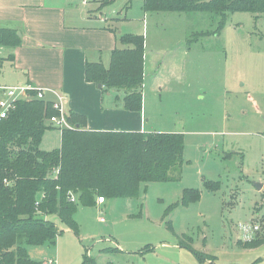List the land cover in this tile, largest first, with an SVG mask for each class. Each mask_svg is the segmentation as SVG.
Instances as JSON below:
<instances>
[{"label":"rangeland","instance_id":"374dc122","mask_svg":"<svg viewBox=\"0 0 264 264\" xmlns=\"http://www.w3.org/2000/svg\"><path fill=\"white\" fill-rule=\"evenodd\" d=\"M94 13L108 19L101 27L116 37H144L145 132L182 135L180 179L142 184L136 199L76 202L78 233L48 217L60 236L54 247H28V257L40 264H264V245H238L264 238V14H145L141 0L95 5ZM98 60L108 67L107 50ZM17 84L5 62L0 85ZM102 97L118 103L124 93L111 89ZM54 128L41 139L44 151L60 148ZM210 183L219 188L210 192ZM187 190L198 199L183 203ZM247 225L258 230L246 235Z\"/></svg>","mask_w":264,"mask_h":264},{"label":"trees","instance_id":"16d2710c","mask_svg":"<svg viewBox=\"0 0 264 264\" xmlns=\"http://www.w3.org/2000/svg\"><path fill=\"white\" fill-rule=\"evenodd\" d=\"M116 0H96L99 10ZM134 0H127L130 5ZM146 14L206 13L225 18L237 12L264 14V0H141ZM109 66L86 63V82L100 86L102 94L124 93L123 109L142 111L144 37L127 33L117 37ZM10 30H0V46H15ZM18 100L0 119V264H40L27 254L30 246L54 247L60 231L48 217H56L78 233L73 214L103 199H136L140 185L178 182L183 162V137L173 133L92 132L86 118L66 114L70 128L60 129L59 149L44 151L41 139L55 115L51 100ZM215 185V186H214ZM210 192L217 183L207 185ZM197 191H184L182 201H196ZM74 198V201H72ZM172 229V227H169ZM245 250L264 245V238L238 241ZM203 261L192 248L180 246ZM86 256V255H85ZM84 264H95L85 258Z\"/></svg>","mask_w":264,"mask_h":264},{"label":"crops","instance_id":"0c3cea01","mask_svg":"<svg viewBox=\"0 0 264 264\" xmlns=\"http://www.w3.org/2000/svg\"><path fill=\"white\" fill-rule=\"evenodd\" d=\"M95 2L0 0V30H10L16 38L15 46H0V67L7 62L22 83L17 85L64 92L67 113L84 116L88 131L145 132L143 111L124 110L123 99L103 104L100 88L85 80L86 63L102 64L98 56L103 50L110 61L111 51L119 45L116 34L101 27L108 19L94 13ZM107 201L111 200H96V206Z\"/></svg>","mask_w":264,"mask_h":264},{"label":"built area","instance_id":"2783aa9c","mask_svg":"<svg viewBox=\"0 0 264 264\" xmlns=\"http://www.w3.org/2000/svg\"><path fill=\"white\" fill-rule=\"evenodd\" d=\"M30 92L35 93V98L40 101L51 100L52 109L55 111V115L49 118V123L59 129L70 128V125L67 121V111H66V96L61 95L60 93L50 90V89H40L32 86H0V119L6 118L8 112L13 108V104L18 100H29L31 99ZM50 95V97H48ZM74 201V198H72ZM103 198L99 197L97 199L98 203H102ZM102 221V219H101ZM258 227L253 226H243L242 231L247 235L253 231H257ZM52 260H49L48 263L52 264Z\"/></svg>","mask_w":264,"mask_h":264},{"label":"water","instance_id":"95a60500","mask_svg":"<svg viewBox=\"0 0 264 264\" xmlns=\"http://www.w3.org/2000/svg\"><path fill=\"white\" fill-rule=\"evenodd\" d=\"M100 86H98L99 88ZM254 186L256 187L257 190H260L262 188V185L259 183H255Z\"/></svg>","mask_w":264,"mask_h":264}]
</instances>
